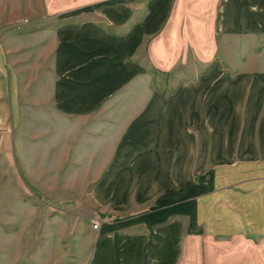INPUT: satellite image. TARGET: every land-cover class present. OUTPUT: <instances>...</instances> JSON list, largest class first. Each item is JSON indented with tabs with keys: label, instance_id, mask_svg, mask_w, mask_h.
Returning a JSON list of instances; mask_svg holds the SVG:
<instances>
[{
	"label": "crops",
	"instance_id": "0c3cea01",
	"mask_svg": "<svg viewBox=\"0 0 264 264\" xmlns=\"http://www.w3.org/2000/svg\"><path fill=\"white\" fill-rule=\"evenodd\" d=\"M134 2L101 7L100 22L93 17V5L80 13L86 17L71 12L55 27L49 70L34 84L42 89L46 85L56 116L75 123L68 129L56 127L71 160L65 177L42 185V191L85 195L94 203L98 226L85 264H179L178 255L185 243L190 248L192 234H239L237 221L224 232L207 228L201 219L227 202L229 187L237 184L235 168L264 165V71L237 72L220 61H207L197 77L179 80L171 90L150 88L151 82L144 97L145 71L135 58L147 43L146 58L154 66L172 67L184 48L182 30L176 26L184 1L144 0L141 7ZM235 17L231 0L222 31H235ZM206 34L200 30L199 58H213L214 37L211 51L202 46ZM8 55L0 45V73L6 74L0 76V97L7 95V120L10 114L19 120L18 63ZM121 89L134 94L117 100ZM112 99L129 112L108 114ZM116 126L119 132L111 146ZM2 134L5 151L8 133ZM225 171L232 173L222 176ZM243 176L248 180L237 182L260 179ZM70 178L77 182H68ZM220 183H228L227 191H218ZM253 188L246 189L241 204L254 218L260 211L255 210L258 196ZM239 204L231 210H241ZM239 217L235 211L224 219L229 223Z\"/></svg>",
	"mask_w": 264,
	"mask_h": 264
},
{
	"label": "rangeland",
	"instance_id": "374dc122",
	"mask_svg": "<svg viewBox=\"0 0 264 264\" xmlns=\"http://www.w3.org/2000/svg\"><path fill=\"white\" fill-rule=\"evenodd\" d=\"M134 1H138L139 7L144 0H0V45L9 54L8 59L18 63L15 68L19 77L20 111L19 120H14L12 114L7 120V95L0 97V146L2 132L8 133L5 151L0 147V264L86 263L94 239L91 223L97 218L94 203L89 202L85 195L62 196L50 193L49 188L48 192L42 191V185H53L65 177L64 168L71 160L69 146H65L64 142L61 146L56 127L58 130L62 126L68 129L75 123L56 116L46 85H42V89L41 85L34 84L49 70L55 27L72 15L71 12L77 18L86 17L80 16V13L85 12L86 6L93 5V17L100 22L97 11L101 7L115 3L133 4ZM182 1L184 5L176 26L182 30L184 48L181 56L173 59L172 67L162 70L154 66L146 58L147 43L143 44L135 58L145 71L144 78H141L144 97L149 90L144 88L151 82L150 88L167 87L171 90L179 80L197 77L207 68V61H220L227 70L237 72L264 71V0H235L236 17L231 22L237 26L230 33L222 31L221 27L231 0ZM202 29L207 33L202 46H207L208 52L214 37L213 58L198 56V39ZM0 76L6 77L3 70ZM125 92L124 89L119 90L115 99L134 94L131 90ZM111 103L108 114L129 112L127 106L113 99ZM118 129V126L112 128L111 146L116 141ZM262 164L248 169L235 168L234 181L237 184L229 187L232 190L228 191L227 202L215 207L210 212L212 216L201 219L207 228L224 232H230L234 221H237L235 232L240 227L239 234H207L211 238L210 243H205L208 241L205 232L192 234L190 248L185 249V243L181 256L180 253L178 255L177 260L182 257L179 264H264ZM231 173L225 171L221 175ZM246 173L247 178L258 175L260 179H255L254 184L237 182L242 181ZM70 181L76 183L77 179L70 178ZM227 184L217 185L218 191H227ZM247 186L254 187L258 196L255 210L260 212H255L254 218L250 217V208L245 211L241 204V199L247 197ZM91 189L92 186H89L87 192ZM238 201L241 210H231ZM235 211L240 219H232L228 223L230 219L224 217L229 218ZM232 237L237 239L236 242Z\"/></svg>",
	"mask_w": 264,
	"mask_h": 264
},
{
	"label": "built area",
	"instance_id": "2783aa9c",
	"mask_svg": "<svg viewBox=\"0 0 264 264\" xmlns=\"http://www.w3.org/2000/svg\"><path fill=\"white\" fill-rule=\"evenodd\" d=\"M97 226H98V222L92 221V223H91V227H92L93 229H96Z\"/></svg>",
	"mask_w": 264,
	"mask_h": 264
}]
</instances>
